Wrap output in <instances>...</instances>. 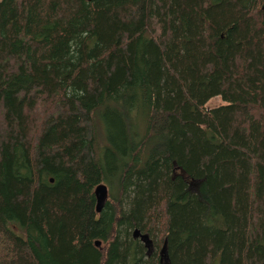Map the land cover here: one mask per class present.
<instances>
[{"label": "trees", "instance_id": "16d2710c", "mask_svg": "<svg viewBox=\"0 0 264 264\" xmlns=\"http://www.w3.org/2000/svg\"><path fill=\"white\" fill-rule=\"evenodd\" d=\"M0 264H264V0H0Z\"/></svg>", "mask_w": 264, "mask_h": 264}, {"label": "water", "instance_id": "95a60500", "mask_svg": "<svg viewBox=\"0 0 264 264\" xmlns=\"http://www.w3.org/2000/svg\"><path fill=\"white\" fill-rule=\"evenodd\" d=\"M89 1V0H87ZM51 180V179H50ZM92 193L94 196V211L98 213L102 208L106 198H107V187L104 183L98 182L94 185L92 189ZM131 236L133 238H138L139 241L147 248V246L151 243V239L148 237L147 233L140 232L137 228H133L131 232ZM94 245L99 246V241L94 240ZM162 250V247H161Z\"/></svg>", "mask_w": 264, "mask_h": 264}, {"label": "rangeland", "instance_id": "374dc122", "mask_svg": "<svg viewBox=\"0 0 264 264\" xmlns=\"http://www.w3.org/2000/svg\"><path fill=\"white\" fill-rule=\"evenodd\" d=\"M223 102H222V100H221V98L219 97V96H214V97H212V98H210L206 103H205V108H211V107H214V106H217V105H219V104H222ZM105 184V183H104ZM106 185V184H105ZM106 187H107V185H106ZM108 188V187H107ZM138 239V238H137ZM141 242V241H140ZM142 243V242H141ZM154 249H156V251L157 250H159V245L158 246H156V248L154 247V245H153V242H152V246H151V250L149 251L148 250V253L150 252V253H152L153 251H154ZM147 253V252H146Z\"/></svg>", "mask_w": 264, "mask_h": 264}, {"label": "flooded vegetation", "instance_id": "af4514ba", "mask_svg": "<svg viewBox=\"0 0 264 264\" xmlns=\"http://www.w3.org/2000/svg\"><path fill=\"white\" fill-rule=\"evenodd\" d=\"M151 246H152V240H151V243L147 246V250H146L147 254L150 253V252L148 253V250H149V251L151 250Z\"/></svg>", "mask_w": 264, "mask_h": 264}]
</instances>
